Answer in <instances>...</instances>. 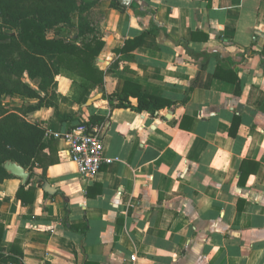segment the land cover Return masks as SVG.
I'll return each instance as SVG.
<instances>
[{
    "label": "crops",
    "instance_id": "0c3cea01",
    "mask_svg": "<svg viewBox=\"0 0 264 264\" xmlns=\"http://www.w3.org/2000/svg\"><path fill=\"white\" fill-rule=\"evenodd\" d=\"M110 1L90 12L102 84L62 69L26 116L54 162L27 169L32 202L0 182V246L24 264H264V0ZM125 83L171 103L116 106ZM89 115L112 162L86 180L62 136Z\"/></svg>",
    "mask_w": 264,
    "mask_h": 264
},
{
    "label": "trees",
    "instance_id": "16d2710c",
    "mask_svg": "<svg viewBox=\"0 0 264 264\" xmlns=\"http://www.w3.org/2000/svg\"><path fill=\"white\" fill-rule=\"evenodd\" d=\"M96 2L18 0L15 3L14 0H0V95L17 93L34 100L24 103L18 114H7L0 119V182L14 177L3 166L8 160L30 171L35 163L45 166L54 162L49 152H44L51 148L49 142H44L45 129L40 123L28 121L26 115L43 106L54 105V101L58 100L56 77L60 69L76 73L90 85L102 84L103 72L94 67L93 62L104 42L89 16ZM110 5L122 11L127 9L116 0H111ZM74 27L75 32L70 30ZM143 38L144 33L136 40L140 42ZM220 66L225 69L223 64ZM24 74L32 81L36 80V85L20 81L19 77ZM112 94L118 98L116 106L120 107L131 106L129 96L136 98L137 105L131 106L136 111L148 110L150 107L158 111L171 103L161 102L160 97L143 92L132 83H125L121 94ZM6 112L0 101V115ZM73 118L74 115H68L64 120ZM105 120L103 116L89 115L78 124L83 123L90 130L97 124L102 125ZM74 127H69V130ZM33 196L31 180L21 185L16 192V197L22 203L32 202ZM3 227L0 221V242ZM71 228L83 235L87 225ZM22 257L19 246L11 247L8 251L0 246V264H24Z\"/></svg>",
    "mask_w": 264,
    "mask_h": 264
},
{
    "label": "built area",
    "instance_id": "2783aa9c",
    "mask_svg": "<svg viewBox=\"0 0 264 264\" xmlns=\"http://www.w3.org/2000/svg\"><path fill=\"white\" fill-rule=\"evenodd\" d=\"M62 137L68 144L67 155L81 178L94 179L103 164L112 162L103 154V143L99 135L83 123L66 131Z\"/></svg>",
    "mask_w": 264,
    "mask_h": 264
},
{
    "label": "rangeland",
    "instance_id": "374dc122",
    "mask_svg": "<svg viewBox=\"0 0 264 264\" xmlns=\"http://www.w3.org/2000/svg\"><path fill=\"white\" fill-rule=\"evenodd\" d=\"M17 1L18 0H14L15 3ZM90 12H91V10H90ZM89 16H90V14H89ZM75 20L76 19L74 18V21ZM70 30L74 31V32L76 31L75 27L74 28H70ZM60 70H62V69H60ZM19 79H20V81H24V82L30 83L32 86L36 85V80H34V81L30 80L25 74L22 75L21 77H19ZM0 101H1V104L4 106V108L7 109V112L5 114L0 115V119H2L7 114H12V113H17L18 114V111H20V109H23L22 107H23L24 103H29L30 101L34 102V100L28 99V98H26V97H24V96H22L20 94H17V93H14V94H8V93L1 94L0 95ZM26 119H27V117H26Z\"/></svg>",
    "mask_w": 264,
    "mask_h": 264
},
{
    "label": "water",
    "instance_id": "95a60500",
    "mask_svg": "<svg viewBox=\"0 0 264 264\" xmlns=\"http://www.w3.org/2000/svg\"><path fill=\"white\" fill-rule=\"evenodd\" d=\"M116 1L119 2L120 5L128 7L130 6L133 0H116ZM99 97L100 95L89 98L86 104L89 105L92 101H94L95 99H98ZM3 166L7 172L11 173L14 177L21 179L22 184H26L27 181L29 180V177H30L29 171L25 169L24 167H22L20 164L14 161L8 160L3 164Z\"/></svg>",
    "mask_w": 264,
    "mask_h": 264
}]
</instances>
